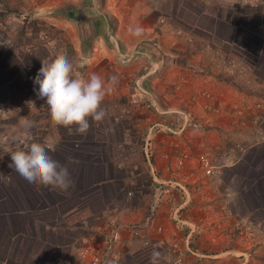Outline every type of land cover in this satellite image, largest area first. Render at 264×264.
Here are the masks:
<instances>
[{
  "label": "crops",
  "instance_id": "1",
  "mask_svg": "<svg viewBox=\"0 0 264 264\" xmlns=\"http://www.w3.org/2000/svg\"><path fill=\"white\" fill-rule=\"evenodd\" d=\"M93 4L92 0H0V25L5 24L8 28L7 33L0 30V43L6 37H11L18 45L36 46L37 34L47 29L52 38H61L60 41L64 40L68 44L62 51L71 58L74 70L85 78L95 73L107 81L117 75L114 90L106 95L102 105L109 112L101 123L90 121L91 126L86 135L77 134L74 127L71 131L64 127H57V130L50 128L51 133H60L56 137L55 150L50 155L67 165L72 187L67 192H61L34 186L13 169L14 197L19 200V204L25 205L28 214H35L40 209L54 222L53 228L57 225L61 233L65 232L69 238L66 244L78 247V255L71 256L77 262L81 250L98 245L99 242L94 239V232L87 234L83 230L87 223L86 213H91L95 221L101 217V214H95L100 209L99 206L95 207L96 198L103 196L113 199V210H110L108 217L105 215L107 220L115 217L130 222L140 217V212H144L129 203L120 202L128 179L140 175L148 181L146 190L152 198H160L156 216L146 232L149 244H156L153 246L157 247L160 256L163 255L162 248L175 240L181 246L183 264H228V260L219 258H224L221 253L231 246L230 236L223 231V234L215 237L212 228L217 218L211 205L213 192L210 186H203V191L194 194V189L199 190L196 185L204 183L197 169L196 158H191L190 166L183 172H178L176 167L179 152L199 141L191 137V133H184L182 138L157 134L153 142L151 167L145 164L141 153L147 169L145 173L138 170L140 161L131 163L126 153L138 147L141 150V140L150 124L164 118L172 120V117L162 116V111H176L179 106L185 107L184 101L178 105L171 96L172 86L180 77L188 78L189 90L193 87H208L210 80L206 73L210 68L211 51H205V46H222V49H226L224 51L236 50L240 55L259 57L262 59L261 64L264 63V0H97L96 5ZM160 19L164 22L160 23ZM130 28H138L140 34L133 35ZM178 29H182L186 36L177 35ZM187 37H191L192 41L188 42ZM134 52L140 55L136 62L131 63L126 57L128 53ZM50 56L51 52L43 46H38L31 55L0 51V94L18 95V91L23 88L29 89L30 95L37 93L35 90L38 85L33 80L41 67V60L51 59ZM155 60L160 69L145 80L147 93H142L135 81L145 74L151 61ZM192 65L194 69H190ZM13 87L19 88L18 91H13ZM33 90L35 93H32ZM224 95L227 100L235 96L232 91L230 96ZM196 112L200 117L205 116L201 110ZM46 119L47 123L51 120L50 116ZM214 131L217 133L213 129L209 133L215 136ZM117 135L119 138L114 142ZM126 135H129L130 145L120 147ZM217 135L225 141L237 134ZM87 136L96 140L90 144L82 142ZM103 139L106 143L111 141V144H105ZM100 141L109 145L113 157L102 161ZM203 141L204 138L200 142ZM208 144L219 147L215 139H211ZM121 152H124L123 155ZM151 168L158 174V184L148 173ZM86 193L88 198L93 199L92 207L87 206V209L84 204ZM179 211L181 219L176 222L173 212ZM186 222L194 223L199 229L193 244L188 248L182 242L187 232L182 224ZM92 225L90 230L101 228ZM20 227L25 231V225L21 224ZM159 228L162 230L158 232ZM81 233L84 235L79 238ZM262 238L254 244L249 261L241 259V264H264ZM41 239L44 245V242H54L49 235L47 238L41 236ZM132 244L134 241L127 236L117 242L116 252L120 255L121 263L130 254L129 247ZM239 248L242 254V246L233 249ZM148 255H144L146 260ZM56 256V261H65L68 255ZM160 256L159 262H167L163 261L166 258L161 259Z\"/></svg>",
  "mask_w": 264,
  "mask_h": 264
},
{
  "label": "rangeland",
  "instance_id": "2",
  "mask_svg": "<svg viewBox=\"0 0 264 264\" xmlns=\"http://www.w3.org/2000/svg\"><path fill=\"white\" fill-rule=\"evenodd\" d=\"M53 37L55 38L53 39L56 43V53H64L62 49H65L68 44H66L64 40L60 41L59 39L61 38L55 36ZM217 48L222 49V46L210 47L209 45H207V47H204L205 51H211V58L209 60L210 68L208 67L209 69L206 73V77L210 80L207 84L208 87L204 89L193 87L189 90L187 87H189L190 82L187 81L185 87H183L181 91H176L175 84L184 79L187 80L188 78H185L186 76L180 77L172 86L173 93H171V96L173 101L176 104H181L183 101L185 102V107L179 106L177 110L185 109L186 106H188L189 101L191 100V96H194V93L197 91L209 92L211 94L210 103L222 110L220 116L206 113L203 108L204 100L201 99H199L198 103L193 106V111L191 114L192 119L189 121L185 131L182 132L183 134H180L179 136L182 138L184 136V133H191V137L199 142H197L195 145H188L183 151L179 152V155L176 156V159L183 154H187L188 160L186 161V166L182 169L177 168V171H185L190 166L191 158L195 157L197 160V155L202 150H207L210 152L213 151L215 154L217 151L224 150L225 153L233 157L232 159L235 161V164L233 166L224 168L220 176L216 179L210 180L203 177L204 183L196 185L199 187V190L194 189V194H198L203 191V186H210L209 189H211L210 191H212L214 195L211 205L212 209L215 210L217 215L215 223L212 226L213 231L215 232V237L223 234V231H225L227 235L230 236L229 243L231 246H228V248L221 253L224 255V258H222L220 255L221 258L219 259H224L223 261L228 260V264H241V259L249 261L253 254L254 244L258 241L259 238L263 237L262 242L264 245V202L259 201H263V192L262 187L259 186V180H264V143L261 146L245 151L244 154H242V152H240V150L235 147V145L237 144H243V141H245L246 137H248L249 133H251L252 128L249 121L250 115H245L242 120H238V111L242 110V107H252L256 102L261 101V98L264 97V95H262L261 93V88L264 84V63L261 64L262 59L259 57L257 58L254 56L250 57L248 55H242L243 57L245 56V58L241 59L248 60L251 65H253V70L251 71L250 77L247 82L244 80L231 81L230 79H226L224 75L217 76L216 71L212 67L215 59L213 55L215 51H217ZM223 49L226 50L225 47ZM51 54L52 56L50 57L52 58L55 54L52 52ZM193 67L195 68L194 65L190 66V69H194ZM116 76L117 75L113 77ZM119 80L120 77L117 79V81ZM13 88H15L13 89V91L16 92L19 89L16 87ZM231 91L235 94V96H231V100H227L224 94H228V96H230L229 94L231 93ZM33 92L34 90L32 91V93ZM35 92H37V90H35ZM30 94L31 92L29 91V89L25 88H23L22 91H18V95H12V93H1L0 103L3 101H16L18 98L29 99L38 97L37 93L33 95ZM197 109L201 110L205 116H198L196 114V111H198ZM249 111L250 110H247L248 114L250 113ZM108 112L109 110L106 111V113ZM23 117H26L27 120L32 122L33 126L28 131L36 138L35 142L44 144V142L49 141L54 142L55 144V142L57 141L56 137L58 138L60 133H51V129H53L52 127L56 128L57 130V126H54L51 120L47 123L46 121L48 120L46 119L45 115H43V113L18 115L15 112H11L8 116V119H6L5 121H0V127L8 126L9 129H13L16 131H25L20 125V119ZM163 121L168 125H182V121L180 120L172 122L169 120H165L164 118ZM211 129L217 130V133H236L237 135H233L232 137L230 136L224 141L217 135L215 131V136H212L211 132L209 133V130ZM118 138L119 136L117 135L113 141L116 142ZM203 138L204 141L200 142L201 140H203ZM206 139L209 141L211 139L217 140L219 143V147L216 148V146H211L212 144H208L209 141L206 142ZM94 140L96 139L87 136V138L82 139V142L90 144L93 143ZM185 141L186 140H184V142ZM103 142L105 144H111V141H108L106 143L105 139H103ZM103 142H99L102 161H104L107 157H113V155L111 156L109 145H104ZM140 145L141 150L140 147H138V149H136L135 151L127 152L126 155L128 157V161H130L131 163H137V161H140L139 168H137L139 171H143L145 173L147 171V169L145 168L146 161L144 164L141 157V153L143 154L142 140ZM133 152L135 153V155L133 154ZM123 153L124 152H121L122 155ZM11 163V156H8L3 159L0 164V264H77L78 262H75V258L71 259V256L73 254H77L78 247L75 244H66L69 238L65 236V232L61 233V231L58 230L60 228L57 225L53 228L52 225L54 222H51L47 214L42 213L40 209H37L35 214H28V209H24L25 205H23L22 203L19 204V200L14 197L15 195H13V185L15 183V179H12L13 169L9 167ZM148 173H150L149 170ZM133 176V178L128 179L127 185L124 186L125 192L123 199H121L120 202H123V204L129 203L130 206L133 205V208L137 207V210L142 209L144 210V212L139 211L141 213V216L136 218V220L125 222L119 219V221L127 225H139V223L142 224V222H144L145 219L150 216L152 211L154 212L151 220L152 222L156 216L158 209L157 204H160V198L159 196L158 198H152V195L148 192V189L146 190V188H148L149 186L148 181L145 180L143 176ZM16 183H18V181ZM138 187L140 188L139 191H137ZM84 199L86 209L87 206L92 207L91 200L93 199L88 198L87 193ZM155 200L157 201L155 202ZM94 201L95 207H100L99 210L95 211V214H101V217L99 219H96L95 221L92 219L91 213H86L87 223L86 225L84 224L83 230H86L87 234L90 232H94V239L99 241L98 245H93V247H95V249L97 250L102 246L103 238L102 236L100 237V235L103 234L105 225L109 222V220L106 219V216L108 217L110 215V212L113 210L111 209L113 205V199H111L110 197L102 196L96 198ZM96 202L99 205H97ZM80 210H82V208ZM173 216L176 222L180 220V211L176 212L175 214L173 212ZM183 216H185V213L184 215H182V217ZM187 223L189 222H186V224L182 225L186 228H194L195 231L193 233V236L195 238L197 232H199V229L197 230V226L194 223ZM21 224L25 225V231H23L24 228H19ZM92 224H96L95 227L100 226L101 228L97 231L90 230L91 227L94 226ZM161 230V228L157 229L158 232ZM48 235L51 236V239H54V242L53 244L44 242L46 244L44 245L42 243L41 236H45L47 238ZM83 235L84 234L81 233V236L79 238H82ZM123 236H127V238L132 242L134 241V244L129 247L130 254L126 253L128 255L124 258L123 263H121L119 253L115 250V259L117 261V264H150L152 252L157 251V247L153 246L156 244L154 242H150L149 244L146 234L144 235V239L141 240V238L143 237L130 234L128 230H123L119 235L118 241ZM132 237L135 238V240H133ZM145 242H147L148 245H145ZM182 242H184V239L182 240ZM173 243L177 242L174 240L169 243L170 245H167V247L162 248L161 250V254L163 255L160 257L161 259L166 258L167 260L163 261L167 262L162 263V261L159 262L158 260V264H176L175 259L179 254L178 249H180L181 246H179V244L177 243L178 249L176 247L174 248ZM239 246H242V248L244 249L242 254L240 252V248L233 249L234 247L238 248ZM146 253L149 254L147 256L148 260H146V258L144 257ZM56 255L68 256L65 261H61L60 259L59 261H56L54 259L57 257ZM168 259H170V263ZM182 260L177 264H183Z\"/></svg>",
  "mask_w": 264,
  "mask_h": 264
},
{
  "label": "built area",
  "instance_id": "3",
  "mask_svg": "<svg viewBox=\"0 0 264 264\" xmlns=\"http://www.w3.org/2000/svg\"><path fill=\"white\" fill-rule=\"evenodd\" d=\"M160 23H163L164 20L160 19ZM0 30L3 33H7L8 28L5 24L0 25ZM176 34L179 36H186L182 29H178ZM188 42H191V37H187ZM37 44L36 46H21L16 44L11 37H6L0 43V51H11L15 54H24L31 55L38 46H43L50 52L56 54L55 48V40L51 37L50 32L46 29L41 30L37 34ZM138 52L128 53L127 59L129 62H136L139 57ZM214 63L212 65L213 69L216 71L217 76L224 75L226 79L232 80H244L248 81L251 71L253 70V65L246 60L241 59L245 58L242 55L238 54L235 51H224L223 49L217 48V51L214 53ZM242 56V57H241ZM160 69L159 63L155 61H151L150 66L144 75H142L138 80L135 81V85L139 88L140 92L147 93L144 88V82L147 79H150L151 76L155 75ZM187 80H182L176 83V91H181L183 87H185ZM261 93L264 95V84L261 88ZM204 100L203 108L206 113L211 115L220 116L222 110L218 107L210 103L211 94L205 91H197L194 93V96H191V100L183 110L177 111H162L163 115H169L168 117H172L170 120L172 122H176L177 120L182 121V125H168L163 120H158L157 122L150 125L145 133L143 139V147L142 152L145 158V161L149 167L152 164V149H153V138L157 134H168V135H180L188 126L189 121L192 119V109L195 104L198 103V100ZM242 110H239L238 120H242L245 115H250L249 121L251 123V133L246 137L245 141H243L242 145H235L237 149L245 153V151L261 146L264 143V97L261 98V101L256 102L252 107H242ZM247 110H250L249 114ZM0 111H4L5 113H0V121H5L8 119V116L11 112H15L18 115H27L32 113H43L46 117L50 116L48 111V106L45 104L44 99L40 97L34 98H18L16 101H3L0 103ZM23 134L24 131H16L13 129H9L8 126L0 127V164L6 157L10 156L13 151L22 149L24 147L23 142ZM29 134L32 137V141L35 142L36 138L30 132ZM49 142V141H46ZM45 143V142H44ZM54 147V142H51ZM130 140L129 135H126L122 141V146H129ZM233 157L229 156L225 151L220 150L217 151L216 154L213 151L202 150L197 155V168L201 172L202 176L207 179H216L220 176L221 172L224 168L231 167L235 164V161L232 159ZM188 160V155L183 154L176 159V167L178 169H182L186 166V161ZM150 175L153 181L158 184L159 177L157 172L154 171L153 168L150 170ZM182 191L188 194L185 189ZM157 201V200H156ZM155 201V202H156ZM153 213L149 217L145 219L144 222L136 224H123L117 218L113 217L106 224L103 234H101L103 241L102 246L99 249H95V247L84 248L79 252V258L77 264H117L115 259V250L116 243L119 239L120 233L123 230H128L130 234L139 235L140 237H144L146 232L149 229L150 222L152 220ZM194 228H187V232L184 238V244L188 248L194 242ZM251 238V237H250ZM248 238V239H250ZM253 241V240H252ZM145 245H148L145 242ZM174 248L177 247V243H173ZM179 250V254L176 257V264L181 262V251ZM89 257V258H88ZM116 262V263H115Z\"/></svg>",
  "mask_w": 264,
  "mask_h": 264
},
{
  "label": "clouds",
  "instance_id": "4",
  "mask_svg": "<svg viewBox=\"0 0 264 264\" xmlns=\"http://www.w3.org/2000/svg\"><path fill=\"white\" fill-rule=\"evenodd\" d=\"M129 31L136 36L140 34L138 28ZM74 69L68 55L57 52L51 59L41 60L33 83L38 85V97L48 106L52 124L69 131L74 127L76 133L83 136L91 126L90 121L101 123L104 120L106 110L102 105L106 95L114 90L116 78L110 77L106 81L95 73L85 78ZM20 125L25 130L24 147L10 154L12 163L9 167L31 185L67 192L73 181L67 165L50 155L55 150L54 145L30 142L32 137L28 130L33 125L26 117L20 119ZM159 256V252L153 251L150 264H158Z\"/></svg>",
  "mask_w": 264,
  "mask_h": 264
},
{
  "label": "trees",
  "instance_id": "5",
  "mask_svg": "<svg viewBox=\"0 0 264 264\" xmlns=\"http://www.w3.org/2000/svg\"><path fill=\"white\" fill-rule=\"evenodd\" d=\"M262 184H263V185H262ZM259 186L262 187V192H263V193H262V196H263V197H262V200H263V201H261V200H259V201H260V202H264V180H261V181L259 180Z\"/></svg>",
  "mask_w": 264,
  "mask_h": 264
},
{
  "label": "water",
  "instance_id": "6",
  "mask_svg": "<svg viewBox=\"0 0 264 264\" xmlns=\"http://www.w3.org/2000/svg\"><path fill=\"white\" fill-rule=\"evenodd\" d=\"M96 1H97V0H92V2H94V4H93L94 6L96 5Z\"/></svg>",
  "mask_w": 264,
  "mask_h": 264
}]
</instances>
